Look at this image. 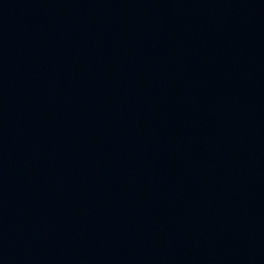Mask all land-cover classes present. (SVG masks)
<instances>
[{
  "label": "water",
  "instance_id": "water-1",
  "mask_svg": "<svg viewBox=\"0 0 264 264\" xmlns=\"http://www.w3.org/2000/svg\"><path fill=\"white\" fill-rule=\"evenodd\" d=\"M0 264H264V0H0Z\"/></svg>",
  "mask_w": 264,
  "mask_h": 264
}]
</instances>
